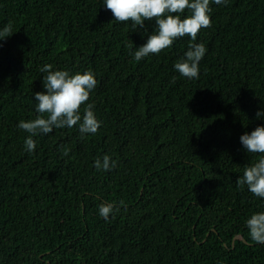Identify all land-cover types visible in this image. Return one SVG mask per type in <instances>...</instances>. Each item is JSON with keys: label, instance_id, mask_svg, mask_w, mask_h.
<instances>
[{"label": "trees", "instance_id": "obj_1", "mask_svg": "<svg viewBox=\"0 0 264 264\" xmlns=\"http://www.w3.org/2000/svg\"><path fill=\"white\" fill-rule=\"evenodd\" d=\"M210 7L196 41L136 61L155 20L118 22L104 0H0L13 31L0 40V264H264L247 227L264 198L237 185L260 158L240 137L264 126V0ZM192 43L207 52L189 80L174 66ZM46 64L95 73L102 124L36 135L30 153L18 124L39 115ZM105 155L116 167L98 170ZM101 204L119 210L105 220Z\"/></svg>", "mask_w": 264, "mask_h": 264}, {"label": "clouds", "instance_id": "obj_2", "mask_svg": "<svg viewBox=\"0 0 264 264\" xmlns=\"http://www.w3.org/2000/svg\"><path fill=\"white\" fill-rule=\"evenodd\" d=\"M210 3L227 6L228 0H104L106 8L118 22L131 21L134 27L144 28L146 21L155 20L154 34L133 53L136 61L159 54L179 38L188 36L196 41L202 29L212 26ZM186 9L191 15L182 18ZM12 35L11 22L0 29V40ZM206 52L203 43L190 44L185 59L175 64V70L189 80L199 79V64ZM41 72L46 75L43 78L45 91L35 93L39 115L32 120H21L18 124L20 129L29 133L25 140L26 151H35L37 144L34 136L50 134L54 129L78 126L82 136L96 134L102 122L95 115L94 105L88 103L91 92L98 84L95 73L88 71L70 75L67 71L52 70L50 64L44 65ZM82 106H85L83 115L80 111ZM261 117H264V112H257V118ZM240 140L248 153L260 154V158L258 162L245 167L237 185L240 188L247 185L251 193L264 198V126H258L251 133L246 132ZM64 155H68V150L64 151ZM94 166L98 170L108 171L116 167V162L105 155L102 161L97 159ZM120 205L124 206V202L120 201ZM118 210L114 204H101L99 214L108 220ZM247 227L251 238L264 244V212L253 214L247 220Z\"/></svg>", "mask_w": 264, "mask_h": 264}, {"label": "water", "instance_id": "obj_3", "mask_svg": "<svg viewBox=\"0 0 264 264\" xmlns=\"http://www.w3.org/2000/svg\"><path fill=\"white\" fill-rule=\"evenodd\" d=\"M237 238H241V237L237 236Z\"/></svg>", "mask_w": 264, "mask_h": 264}]
</instances>
